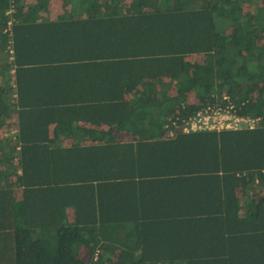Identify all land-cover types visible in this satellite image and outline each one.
I'll return each instance as SVG.
<instances>
[{"label": "trees", "instance_id": "1", "mask_svg": "<svg viewBox=\"0 0 264 264\" xmlns=\"http://www.w3.org/2000/svg\"><path fill=\"white\" fill-rule=\"evenodd\" d=\"M58 1L0 0V137H17L0 141V264H264V0ZM49 7L109 12L41 19ZM79 60L104 75L105 175L88 173L94 148L57 143L69 119L48 138L70 106L26 109L53 104L25 93L71 86L53 72ZM216 103L261 124L176 129Z\"/></svg>", "mask_w": 264, "mask_h": 264}, {"label": "crops", "instance_id": "2", "mask_svg": "<svg viewBox=\"0 0 264 264\" xmlns=\"http://www.w3.org/2000/svg\"><path fill=\"white\" fill-rule=\"evenodd\" d=\"M107 12H109V9L103 7L94 9L49 7L45 12H40L38 15L42 17L41 19L56 21L62 16L69 14L75 16L76 21H83L88 19L89 17H95L96 19H98L101 15H104ZM26 13L27 12L25 10L24 15ZM57 67L60 68L62 71H58L55 69V71L53 72L54 76H65L66 78L68 76H71V86H65L63 88H60L57 87V83H55L53 87H46L45 89H42L38 86L34 88L33 86L31 88V91H33L31 92V94L29 93V90L27 93H25V103L37 104V101L39 99L45 97H55V105L54 103L51 104V102L47 99L45 101L46 105L44 106L47 108L40 109L37 106H29V108L27 107L26 109L35 111L44 110L49 113V111H56V109L59 107H65L66 105L70 106V109L72 110L70 116L66 117V115H61L60 113H57V115L54 116V120L51 122L53 124H50L47 129L48 138H54L53 129L58 126L57 123H61V121H63L64 119H69L70 123H73V128L78 130L73 131V133L71 134H63L62 136H60L56 140L57 143L61 145L60 147L66 149H70L76 146L78 149H90L91 147L94 148L93 150H91V152L89 151V156L91 157L89 161H91V163H94L95 165L89 168L88 173L92 175H105L108 172L110 173L111 156L104 151V147L106 146V144H108L110 140V128L109 125L105 124L109 123V109L105 107L104 102H102V104L95 102L96 98H99L100 95L102 97H105L104 88H101L102 92H100V90L98 89L99 87L97 86L98 83L104 85V75L102 74V76H100V70H102L100 67V63H85L79 60L76 61L74 64H65ZM30 77H32V75H30ZM34 79L35 77L33 75V80L31 79L32 82L34 81ZM34 91H36V93H34ZM65 98L71 100L70 104L58 103L63 102ZM65 109L67 108H62V110ZM48 118L49 116L46 117V121L49 120ZM95 123L102 124L97 126ZM62 124L66 125V123ZM16 132L17 126L15 125L12 128L11 133L16 134ZM0 141L3 143L11 144L9 149H15L14 146L17 143V137L16 135L10 134L4 135L0 137ZM137 141L138 139L136 135L127 132L117 135L116 138V142L120 144H134ZM16 149L19 150V146L16 147ZM125 171L133 172V170H131L130 168H125ZM17 174H19V172H17ZM20 191L22 190L20 189ZM120 234L122 235V237H124L123 234L125 233L121 232ZM210 250L212 251V249ZM213 252L215 254L220 253L219 251Z\"/></svg>", "mask_w": 264, "mask_h": 264}, {"label": "built area", "instance_id": "3", "mask_svg": "<svg viewBox=\"0 0 264 264\" xmlns=\"http://www.w3.org/2000/svg\"><path fill=\"white\" fill-rule=\"evenodd\" d=\"M224 100L227 101L226 98ZM232 104L226 105H207L202 108L191 118L184 120L177 125V130L185 134L205 131H240V130H254L261 124L259 118L253 119L247 116H239L235 112ZM177 121H174L176 123ZM169 137L173 136V131L168 133Z\"/></svg>", "mask_w": 264, "mask_h": 264}, {"label": "rangeland", "instance_id": "4", "mask_svg": "<svg viewBox=\"0 0 264 264\" xmlns=\"http://www.w3.org/2000/svg\"><path fill=\"white\" fill-rule=\"evenodd\" d=\"M58 3H61V1L59 0Z\"/></svg>", "mask_w": 264, "mask_h": 264}]
</instances>
